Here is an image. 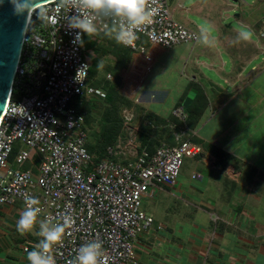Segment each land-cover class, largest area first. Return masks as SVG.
I'll use <instances>...</instances> for the list:
<instances>
[{
	"label": "built area",
	"instance_id": "obj_1",
	"mask_svg": "<svg viewBox=\"0 0 264 264\" xmlns=\"http://www.w3.org/2000/svg\"><path fill=\"white\" fill-rule=\"evenodd\" d=\"M171 1L148 0L158 9L153 23L138 31L131 45L122 44L142 56L146 75L155 62L152 45L171 49L199 41L198 32L174 18ZM79 12L93 17L100 33L127 23L107 11L81 7ZM75 15L72 8L51 0L28 16V39L0 119V205L21 201L25 208L24 197L30 195L40 201L38 217L45 223L72 217L62 241L51 250L56 264L75 262L79 247L91 240L102 243L107 264H137L136 242L154 223L142 208L144 195L152 185H175L183 159L200 155L203 148L192 139L193 130L170 122L174 143L162 141L150 154L139 139L133 104L121 110L122 132L115 144L93 164L86 147V116L76 105L82 97L104 98L106 91L91 83L85 33L82 46L73 43L80 30L68 25ZM260 36L264 40V29ZM172 115L183 122L188 118L183 105ZM36 156L37 171L25 168Z\"/></svg>",
	"mask_w": 264,
	"mask_h": 264
},
{
	"label": "crops",
	"instance_id": "obj_2",
	"mask_svg": "<svg viewBox=\"0 0 264 264\" xmlns=\"http://www.w3.org/2000/svg\"><path fill=\"white\" fill-rule=\"evenodd\" d=\"M175 5L174 10L182 7L179 0ZM242 9L238 21L258 39L249 35L248 40L237 41L240 31L229 26L218 46L214 42L199 47L201 54L210 56L200 63L215 70L226 88L219 84L211 97L208 85L217 81L209 78L205 85L192 75L168 115L147 106L156 99L155 92L137 95L143 97L146 112L163 118L184 105L189 91L197 88L193 83L200 88L196 96L207 102L193 130V140L203 151L190 158L189 175H179L173 186L152 185L143 197L142 208L154 223L136 242L137 264H264V40L260 41L264 3H247ZM85 39L91 70L100 63L103 36L85 33ZM150 49L166 50L153 45ZM133 57L132 64L142 67L138 61L142 56ZM194 65L199 70L198 63ZM218 95L224 96L222 102ZM24 209L21 201L0 205V264H28L25 247L30 251L42 239L40 217L30 231H17Z\"/></svg>",
	"mask_w": 264,
	"mask_h": 264
},
{
	"label": "rangeland",
	"instance_id": "obj_3",
	"mask_svg": "<svg viewBox=\"0 0 264 264\" xmlns=\"http://www.w3.org/2000/svg\"><path fill=\"white\" fill-rule=\"evenodd\" d=\"M179 1L181 2L182 7L177 6L175 10L173 9V7L176 6L175 4H177L178 0L171 1V8L174 18L187 27L195 29L198 32L199 36L200 29H207L210 37L215 38L217 46L220 43L219 41L223 40L222 32L227 30V27L229 26H233L239 31H248L249 35L254 39H258L259 37H257L256 34H253L248 28H246L242 23L238 21V15L243 13L242 6L244 4L248 3L249 5H253L258 1L264 3V0ZM260 25L263 30V18ZM261 39L260 41H263V39ZM104 44L107 46L108 42L104 41ZM200 46H203V43L199 39V41L195 45L184 43L171 49H166L163 51L161 50L157 53L154 52L155 62L151 70L148 73L146 72L147 75L144 74L143 70V67L146 66V62L144 60H138L140 61L142 67H135V65L132 64L134 58L133 57L126 68L124 67L122 70H118V68L116 67V58L112 53V49L108 48V50L102 48V50H100V54H98L97 56L100 63L96 67L97 73L95 79L101 80L103 82V80L107 78L110 81L114 82L115 80H117L116 77L120 76L122 78L120 91L127 98L132 99V104L136 105L138 123H140L141 120L146 123L148 121L145 115L148 112H146L144 109L145 105L142 99L143 97H138L140 93L143 95H151L152 92H155L156 99L152 100V102L147 106L155 110L161 109V111H163L161 114L168 115L170 113L171 106L175 103V101L179 99V93L182 92L184 88L186 89L189 86L192 75H197L198 81H202L205 85L209 83V78L217 81V85L215 86L210 84L208 85V90H211V97L216 96L214 93L215 90L218 92V88H221L219 84L226 88L225 81L222 80L221 77H219L218 73L215 70H212L206 65L200 63V61L207 62L210 57L208 54H201L199 49ZM193 48L196 49L193 50ZM224 57L227 58V56ZM194 63H198L199 70L195 68ZM133 69L134 71L138 72L134 74V72H132ZM110 73L111 77H109ZM132 93L135 96H133ZM130 94L134 99L132 97H129ZM223 97V95H221L220 97L218 95L217 100L222 102L224 100ZM89 100L91 101V103L97 102V99ZM125 106L126 105H122L119 109L120 117L121 110ZM83 113L90 119L89 124L91 130H98L101 113L94 110H85ZM157 125L159 126V129H162L160 131H156L158 132V134H162L161 138H159L160 141L167 140V135L172 133L171 129L168 127L167 130L166 127H164L165 125H162V123H158ZM164 129L166 131H164ZM165 132H167L166 137H164ZM190 158L193 157H185L183 159L180 175H189L193 167V160ZM33 160L35 161V163H31L30 166L37 171V166L39 165L37 156Z\"/></svg>",
	"mask_w": 264,
	"mask_h": 264
},
{
	"label": "clouds",
	"instance_id": "obj_4",
	"mask_svg": "<svg viewBox=\"0 0 264 264\" xmlns=\"http://www.w3.org/2000/svg\"><path fill=\"white\" fill-rule=\"evenodd\" d=\"M11 5L12 14L16 17L27 16L34 11V0H7ZM5 0H0V5H3ZM57 6L62 8L70 7L76 11L75 17H70L69 28L79 29L74 38L73 43L79 42L82 46L81 33L88 35L95 34L98 29L93 22V17L81 16L79 8L96 11L111 12L117 17H123L127 23L121 24L109 31V34H114V39L118 44L131 45L137 38L136 33L145 26L153 23L154 17L157 15L158 9L148 5V0H57ZM199 39L205 45L211 46L214 44V39L210 38L207 29H200ZM249 32L240 31L237 36V41L248 40ZM80 69L77 71V78ZM25 209L22 212L16 228L21 234L30 231L38 215L41 212L39 207L40 201L30 195L24 197ZM47 221V220H46ZM73 223L72 217L65 215L62 223L52 224L50 222H42L40 224L39 235L42 239L38 245L32 250L27 251L26 260L28 264H56V261L51 254L54 246L58 245L63 238L65 229ZM70 264H107V257L103 250V245L97 240H91L82 244L75 256V262Z\"/></svg>",
	"mask_w": 264,
	"mask_h": 264
},
{
	"label": "trees",
	"instance_id": "obj_5",
	"mask_svg": "<svg viewBox=\"0 0 264 264\" xmlns=\"http://www.w3.org/2000/svg\"><path fill=\"white\" fill-rule=\"evenodd\" d=\"M116 27H111L108 31L100 33L103 36V42H108V45L105 44L99 46V49L102 48L112 49V53L116 58V67L118 70H122L124 67L126 68L133 58V52L125 48L122 44H118L114 40V34H109V31ZM86 41V39H85ZM109 50V49H108ZM99 51V50H98ZM97 70L96 66H94L90 70V80L91 83L96 87H102L106 91V96L104 98L101 97H90L80 98V102L77 103L76 107L79 111L84 112L85 110L91 111L94 110L96 112L101 113L100 123L98 130H91L89 121L90 119L86 116V129L88 131V141L86 147L88 151L92 155V162L95 165L99 160L107 156V148L113 144H115L118 136L122 132V118L119 115V109L122 105L131 106L133 105L132 99L127 98L121 91L120 87L122 84V78L120 76L116 77L117 80L114 82L110 81L109 79H104L103 82L101 80L95 79ZM111 74V73H110ZM193 86L198 87V85L193 83ZM200 89V88H199ZM89 99H97V102L91 103ZM205 100V101H204ZM204 100L201 98L200 94H198L192 103L186 108L188 113V118L185 122L179 120L177 117L173 116L172 114L168 118L159 117L153 113H147L145 117L149 122L146 124L144 121L141 120L140 122V134L139 139L150 154L155 152L156 148L161 144L159 138L161 135L158 134L156 131H160L158 123L164 124L166 129L168 130L167 126L170 122L176 123L179 127L189 128L190 130H195L199 119L204 111V105L207 103L204 97ZM182 105V104H181ZM151 120V121H149ZM154 121V122H153ZM157 129V130H156ZM92 131V133H91ZM164 131H166L164 129ZM157 133V134H156ZM167 132H165L164 137H166ZM168 138L166 141L168 143H174V139L172 133L167 135ZM171 138V139H169ZM193 139V138H192ZM17 150L15 149L11 160L13 161ZM38 161H39V157ZM31 163L28 162L25 165V168H30Z\"/></svg>",
	"mask_w": 264,
	"mask_h": 264
},
{
	"label": "water",
	"instance_id": "obj_6",
	"mask_svg": "<svg viewBox=\"0 0 264 264\" xmlns=\"http://www.w3.org/2000/svg\"><path fill=\"white\" fill-rule=\"evenodd\" d=\"M48 1L51 0H34V7ZM28 16L27 18L14 16L7 0L0 5V119L13 88L24 41L28 39L26 34ZM197 92V88L189 91L184 102L185 107L191 104Z\"/></svg>",
	"mask_w": 264,
	"mask_h": 264
}]
</instances>
